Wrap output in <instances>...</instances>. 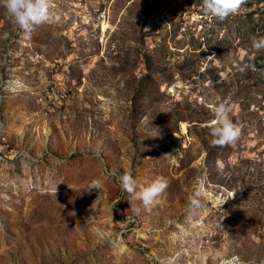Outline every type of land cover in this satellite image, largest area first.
I'll return each instance as SVG.
<instances>
[{
    "label": "rangeland",
    "instance_id": "1",
    "mask_svg": "<svg viewBox=\"0 0 264 264\" xmlns=\"http://www.w3.org/2000/svg\"><path fill=\"white\" fill-rule=\"evenodd\" d=\"M202 5L50 0L27 35L0 5V264H264V0Z\"/></svg>",
    "mask_w": 264,
    "mask_h": 264
},
{
    "label": "clouds",
    "instance_id": "2",
    "mask_svg": "<svg viewBox=\"0 0 264 264\" xmlns=\"http://www.w3.org/2000/svg\"><path fill=\"white\" fill-rule=\"evenodd\" d=\"M244 3L245 0H203L202 7L205 14L222 21L230 15L237 14ZM0 5L5 8L12 23L26 35L31 32L34 25L52 19L50 0H0ZM253 47L264 49V38L254 39ZM228 112L226 102L218 103L213 107L215 120L210 127L213 146L233 145L240 136V128L230 121ZM117 179L123 191L140 201L145 209L158 203V197L167 187L164 178H156L137 191L136 180L130 173L119 175ZM200 184H203V178L200 179ZM192 204L193 207H201L195 200ZM132 212L138 215L140 207H133Z\"/></svg>",
    "mask_w": 264,
    "mask_h": 264
},
{
    "label": "bare ground",
    "instance_id": "3",
    "mask_svg": "<svg viewBox=\"0 0 264 264\" xmlns=\"http://www.w3.org/2000/svg\"><path fill=\"white\" fill-rule=\"evenodd\" d=\"M52 99L54 100V102H57V100H60L61 94H59V92L57 91L56 87H52L51 88V92H50Z\"/></svg>",
    "mask_w": 264,
    "mask_h": 264
},
{
    "label": "built area",
    "instance_id": "4",
    "mask_svg": "<svg viewBox=\"0 0 264 264\" xmlns=\"http://www.w3.org/2000/svg\"><path fill=\"white\" fill-rule=\"evenodd\" d=\"M207 237H208V235H207V232H206V234H205Z\"/></svg>",
    "mask_w": 264,
    "mask_h": 264
}]
</instances>
